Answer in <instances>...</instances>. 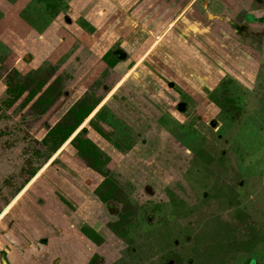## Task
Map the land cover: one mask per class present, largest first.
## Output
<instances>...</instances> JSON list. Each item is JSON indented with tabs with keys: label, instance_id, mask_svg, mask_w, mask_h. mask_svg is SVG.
Masks as SVG:
<instances>
[{
	"label": "rangeland",
	"instance_id": "374dc122",
	"mask_svg": "<svg viewBox=\"0 0 264 264\" xmlns=\"http://www.w3.org/2000/svg\"><path fill=\"white\" fill-rule=\"evenodd\" d=\"M224 1L217 12L199 0H95L86 12V0H25L13 11L17 32L39 36L54 5L68 36L18 77L22 100L0 98V213L12 228L30 212L61 239L73 232L78 264H264V0ZM105 36L115 47L88 61ZM38 90L42 102L24 109ZM97 103L80 129L99 149L51 136ZM28 245L38 262L53 246Z\"/></svg>",
	"mask_w": 264,
	"mask_h": 264
},
{
	"label": "crops",
	"instance_id": "0c3cea01",
	"mask_svg": "<svg viewBox=\"0 0 264 264\" xmlns=\"http://www.w3.org/2000/svg\"><path fill=\"white\" fill-rule=\"evenodd\" d=\"M25 4V0H10L9 2L6 1L5 6H3L4 9L2 12V15H4V19L0 18V29L3 30L2 32H0V44H2L8 50L12 51L16 56H18L16 67L22 73L29 72L32 69L40 68L45 61L50 60L52 56L60 50L61 44L64 43V38L68 36L67 30H61L63 29L62 25L65 26L67 24H64L60 21V18H58L60 15L57 17L58 19L48 21L46 24H44L41 28L45 31H43L39 36H34L32 33H30L32 35L26 36L20 34V32H17L16 30L18 28L14 24L16 22V13L14 14L13 11H19V9L25 10ZM94 6L95 0H86L85 12L86 10H92ZM14 16L15 22H13ZM120 22H122V20L119 19L118 15H116L114 23L115 25L113 27L117 25L116 28L118 29V25L120 26ZM200 28L204 30L203 25H201ZM57 31L58 37L56 35ZM62 32L65 33L64 36H62ZM115 32L118 34L119 31L115 30ZM130 34L131 36L134 35V29ZM115 37H113L112 40ZM97 40L98 41L94 43L95 48L94 50H92L91 58H97L98 60H101L106 53H108L115 47V42L110 40L108 36ZM35 53L36 55H34ZM30 54L34 55L35 57L33 59H30L28 57ZM93 59H89L88 57V61H97L96 59ZM166 60L168 59L166 58ZM100 64V66H102L104 62ZM101 70L103 71L102 68ZM179 71L180 74H183L182 70L178 68V72ZM5 90L6 86L1 83L0 97ZM29 213H26L25 220H33V225L36 229H33V231L35 230L34 232L30 231V228L33 227L31 223L28 224V227L26 223L22 222L25 221L22 216L20 218H16V220H18L19 222H17L18 224H16L14 228L9 225L10 223L12 224L13 221L11 217L7 215V212H5L2 217H0V264H7L6 260L1 258L2 251H6V253H8L6 258L8 259V262L11 261V264H55V262H59V264H78L77 260L79 261L80 259H78L77 252L78 250L81 252L82 248L79 249V246L76 243L77 236L75 240L71 239V237L74 236V233L69 231L70 233L67 239H61L63 238L61 237V233L56 234L55 231L56 228H60L59 225L52 223V227H47L43 222L44 218H40L39 216H34ZM31 213L33 214L34 212ZM63 214L67 216L66 213ZM59 219H61V217ZM8 229H10L11 232L19 238L17 244L14 245L13 241H11L12 233H6L8 232ZM76 234L77 233L75 232V235ZM41 237H50V245H53L52 249L50 250V248L45 246L47 249L43 250L44 253L41 255V258L43 260L41 262H38L36 260H29L30 253L33 254V252L30 250L28 242L32 239L40 240ZM64 248L68 249V251H65ZM10 249H12V251H10ZM50 252H53L54 255L50 256ZM46 254H48V256Z\"/></svg>",
	"mask_w": 264,
	"mask_h": 264
},
{
	"label": "flooded vegetation",
	"instance_id": "af4514ba",
	"mask_svg": "<svg viewBox=\"0 0 264 264\" xmlns=\"http://www.w3.org/2000/svg\"><path fill=\"white\" fill-rule=\"evenodd\" d=\"M199 1H202V4H203V8H205V10H208L210 7L212 8L213 7V10L215 11V8H216V4H219V2H225L224 0H199ZM199 3L200 2H198V5H199ZM214 3V4H213ZM211 4H213V5H211ZM54 5H52V6H50V8H51V10H53V13H54V17H50V21L51 20H55V18H56V16L58 17L61 13L60 12H55V10H54ZM215 12H217V11H215ZM2 13V12H1ZM1 18V17H0ZM222 17H221V15H220V12L218 13V15H216V17H215V20L217 21V20H220ZM259 18H262V16H260ZM211 20V19H210ZM214 18H213V20H211V22L209 23V25H212L213 23H214ZM224 23H226V22H224ZM245 27V26H244ZM45 31V30H44ZM238 31H240L239 30V28H238ZM203 32H204V30H203ZM242 38H240V39H234L232 36H228V37H226V39H225V41H226V44L228 45V46H235V51H236V53L238 54V55H243V57L245 58V54H244V52L243 51H241L240 49V43H242ZM263 41H264V38H263ZM0 45H2V44H0ZM3 46V45H2ZM6 48V47H5ZM7 49V48H6ZM112 50H110L108 53H106L105 54V56L102 58V60L103 61H105L104 59L108 56V54L111 52ZM122 51V50H121ZM8 53H9V57H10V62L9 63H6V65H4V67L1 69V71H0V84L1 83H3L5 86H6V90L3 92V94L1 95V97L0 98H2V96L3 95H5V93L7 92V97H8V99H10V100H6V99H4V102L5 103H7V105H13L14 103H16V102H18V101H20V100H22V98H23V86L22 85H18V84H20V82H19V78L18 77H22V76H24V75H27L28 73H34V72H36V73H39V71H40V68H37V69H32V70H30L29 72H25V73H22V72H20L18 69H17V67H16V63H17V61H18V56H16L12 51H10V50H8ZM113 55H115V52H113ZM115 56H117V55H115ZM127 58V57H126ZM46 62V61H45ZM0 66H2V62L0 61ZM5 68V69H4ZM34 75V74H33ZM11 77V78H10ZM18 78V79H17ZM5 82V83H4ZM41 90V89H40ZM16 92H19V94H20V99L19 100H17L16 99ZM15 93V94H14ZM12 94V95H11ZM13 95H14V97H13ZM43 95V93H41L39 90L37 91V93H36V95L33 97V98H31V99H28V100H26L25 101V104H24V109H27L28 108V110L30 111V110H32V111H34L33 109H34V105L36 104V103H38V105H39V101H41L40 100V97ZM82 98V97H81ZM13 99V100H12ZM37 102H36V101ZM81 100V99H80ZM42 102V101H41ZM32 104V105H31ZM73 107V106H72ZM72 107L70 108V110L72 109ZM97 107H98V103L96 104V105H94V106H92V107H88V109H86L85 111H83L82 112V114H79V113H77V114H79L80 116H79V119H77L75 122H74V125L78 122V120H80V118L83 116V115H85V117L83 118V120L77 125V127H75V130L70 134V135H68L67 137H66V130H67V128H69L70 126H65L66 124H67V120H65V121H63V123H60V120H59V122L51 129V136H55V135H61V141H63L64 143L65 142H68L72 137V139H71V143H73L76 139H84V138H86V139H88V141L91 143V144H93V145H95V147H97L98 149H99V147L93 142L94 141V138H93V136H92V132H90V135H88V134H86L84 131H82L80 128L83 126V124L88 120V119H91V116H92V114H93V112L97 109ZM59 108H61V107H59ZM58 108V110H61V109H59ZM77 109V108H76ZM69 110V111H70ZM52 112H54V113H57L55 110H53L52 109ZM79 112V111H78ZM68 113V112H67ZM76 114V115H77ZM77 117V116H76ZM92 120H93V118L89 121L90 123L92 122ZM45 123V122H44ZM60 124V125H59ZM90 126H91V124H90ZM44 127V126H43ZM92 127V126H91ZM93 128V127H92ZM94 129V131L95 132H97L100 136H102L104 139H106V140H108V138L106 137V135L105 134H103V133H101L100 134V131L99 130H97L98 128H93ZM53 130V131H52ZM64 136H65V139H64ZM101 137V138H102ZM64 139V140H63ZM109 141V140H108ZM73 194V197H74V201L76 202V193H72ZM60 201H61V198H60ZM67 201L69 202V203H71L68 199H67ZM41 203L42 204H45L44 203V201L42 200L41 201ZM58 203H60V202H58ZM72 204V203H71ZM73 205V204H72ZM4 213L2 212V213H0V217L3 215ZM68 213H66V215H67ZM63 217L65 216V215H62ZM66 217V216H65ZM68 219H69V217H68ZM31 229V231L34 229L33 227L32 228H30ZM77 232V231H76ZM96 232V231H95ZM6 233H8V234H10V233H12L11 232V230L10 229H8V232H6ZM81 233L90 241H92V239L90 238V237H88L87 236V234L84 232V231H81ZM12 239H11V241H13V243H14V245L15 244H17V241L19 240V238L15 235V234H13L12 233ZM10 238V237H9ZM94 242V241H93ZM10 251H12V249H10ZM4 251H2L1 252V258L2 259H5L6 260V262H7V264H11V261L10 262H8V259L6 258V256L8 255V253H6V255H5V257H3V255H2V253H3ZM6 252V251H5ZM15 252V251H14ZM2 261V260H1ZM250 264H255V263H250Z\"/></svg>",
	"mask_w": 264,
	"mask_h": 264
},
{
	"label": "trees",
	"instance_id": "16d2710c",
	"mask_svg": "<svg viewBox=\"0 0 264 264\" xmlns=\"http://www.w3.org/2000/svg\"><path fill=\"white\" fill-rule=\"evenodd\" d=\"M85 117V115H83L80 120H78V122L75 124V125H71L69 128H67L66 130V137L68 135H70L74 130H75V127H77V125L83 120V118ZM64 139H65V136H64ZM63 139V140H64ZM89 142V141H88ZM84 232L87 234L88 237H90L92 240H97L99 239V235L97 233H94L93 231H89V230H84Z\"/></svg>",
	"mask_w": 264,
	"mask_h": 264
}]
</instances>
